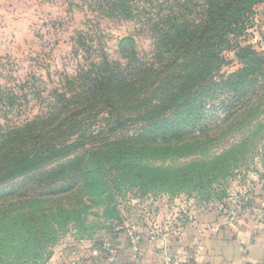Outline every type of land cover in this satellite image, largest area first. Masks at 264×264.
Listing matches in <instances>:
<instances>
[{"label":"trees","instance_id":"1","mask_svg":"<svg viewBox=\"0 0 264 264\" xmlns=\"http://www.w3.org/2000/svg\"><path fill=\"white\" fill-rule=\"evenodd\" d=\"M106 2L148 35L151 50L140 57L132 37L118 43L122 61L95 50L96 59L79 67L68 93L53 91L44 112L20 124H0V187L26 178L0 190V264H46L69 224L80 239H92L84 215L103 197L108 201L109 185L139 182L131 170L136 152L197 145L205 154L238 133L239 141L218 155L183 167L202 179L226 175L259 140L264 56L240 38L252 29L254 8L264 0ZM227 52L240 66L223 75ZM215 103L223 113L216 122ZM98 117L108 128L103 141L90 129L95 125L89 120Z\"/></svg>","mask_w":264,"mask_h":264},{"label":"rangeland","instance_id":"2","mask_svg":"<svg viewBox=\"0 0 264 264\" xmlns=\"http://www.w3.org/2000/svg\"><path fill=\"white\" fill-rule=\"evenodd\" d=\"M106 3V0H0V124H20L44 112L52 102L53 91L68 93L69 80L79 67H86L96 59L95 50L103 48L111 61H122L118 43L132 37L140 57L149 53L152 42L148 35L133 21L108 9ZM250 22L253 27L246 32L248 36L245 33L240 38L241 44L250 45L264 56V4L254 8ZM81 41L86 47L79 46ZM225 56L230 64L222 67L223 75L240 66L233 52ZM7 97H13V107L5 100ZM215 104L216 122L223 113ZM261 119L264 124V116ZM89 124L95 125L90 129L100 132L103 141L108 130L106 119L91 118ZM258 139L244 162H238L226 175L202 179L195 172L188 174L183 167L195 158L218 155L226 146L239 141L238 133L222 137L219 140L222 145L211 144L205 154L197 145L153 146L136 152L133 156L136 166L131 170L139 175V182L109 185L105 194L110 197L108 201L103 197L99 207H92L84 215V226L89 227L87 235L92 234L93 238L80 239L69 224L66 233L51 247L52 255L55 250L74 247L101 248L104 242L115 247L111 239L117 234L131 244L158 243L164 234L192 227L201 217L215 215L233 220L249 208L259 212V205L253 200L264 194V127ZM25 179H16L0 190L20 185ZM82 201L89 204L87 199ZM108 211H112V218H108ZM109 225L111 230L106 229ZM103 258L109 264L106 255Z\"/></svg>","mask_w":264,"mask_h":264},{"label":"crops","instance_id":"3","mask_svg":"<svg viewBox=\"0 0 264 264\" xmlns=\"http://www.w3.org/2000/svg\"><path fill=\"white\" fill-rule=\"evenodd\" d=\"M253 201L259 212L249 208L233 220L201 217L192 227L164 234L158 243L133 245L117 234L112 247L120 264H264V194ZM79 248L55 250L47 264H108L104 244Z\"/></svg>","mask_w":264,"mask_h":264},{"label":"built area","instance_id":"4","mask_svg":"<svg viewBox=\"0 0 264 264\" xmlns=\"http://www.w3.org/2000/svg\"><path fill=\"white\" fill-rule=\"evenodd\" d=\"M104 248H105V252H106V257L109 260V264H120L117 260L116 257V252L115 250L111 247L110 244L108 243H104Z\"/></svg>","mask_w":264,"mask_h":264}]
</instances>
